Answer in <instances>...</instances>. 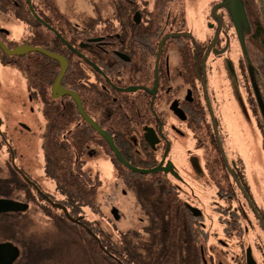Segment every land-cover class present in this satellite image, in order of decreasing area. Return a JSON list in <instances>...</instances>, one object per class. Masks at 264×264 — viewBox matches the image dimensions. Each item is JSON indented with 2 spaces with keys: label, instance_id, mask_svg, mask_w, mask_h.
Masks as SVG:
<instances>
[{
  "label": "flooded vegetation",
  "instance_id": "flooded-vegetation-1",
  "mask_svg": "<svg viewBox=\"0 0 264 264\" xmlns=\"http://www.w3.org/2000/svg\"><path fill=\"white\" fill-rule=\"evenodd\" d=\"M235 1L0 0V149L10 178L24 183L8 198L23 203L12 212L22 234L34 224L46 233L38 262L56 264L58 252H49L60 244L81 252L83 264H105L101 255L123 264L129 252L134 264H193L196 256V264H264V190L249 179L264 167L230 156L214 90L239 27L243 47L231 66L264 129L246 0L240 24ZM20 47L64 61L61 91H52L61 61L11 54ZM13 82L23 93L12 94ZM26 97L45 121L42 157L16 164L11 121L29 129L12 106ZM140 184L151 186L148 206ZM204 190L220 201L202 208ZM130 196L139 213L122 231L117 202Z\"/></svg>",
  "mask_w": 264,
  "mask_h": 264
},
{
  "label": "rangeland",
  "instance_id": "rangeland-1",
  "mask_svg": "<svg viewBox=\"0 0 264 264\" xmlns=\"http://www.w3.org/2000/svg\"><path fill=\"white\" fill-rule=\"evenodd\" d=\"M200 1H203L204 4H206L207 2H215L216 0ZM235 2L236 6L239 8V14H236L238 17L237 23L243 22L244 16L241 12L242 3L240 0H236ZM245 25L247 26V24ZM236 35L238 40L234 41L231 56H228L226 64L220 67L219 72L216 74L217 81L214 80L216 82L214 90L216 92L217 105L218 108L220 107V109L223 110V112L220 110L218 118L219 120L223 118L222 125L226 130L227 149L230 156L233 158L236 156L241 157L249 168H254L255 166L264 167V149L262 146L261 131L241 86V81L238 75L239 70H236L231 66V63H237L243 47L242 31L239 27L237 28ZM15 89L17 91H15ZM15 93H23L19 82H13L12 94ZM18 110H20L21 113ZM12 112V118L20 115L19 120L29 129L23 130L18 128L17 124L11 121L9 133L17 153L15 163L21 164L20 161L21 159L23 160L24 157H26L27 161L31 160L32 162H37V157L39 156L40 159L42 157L40 152V143L45 126L44 118L39 113L36 102H32L28 99V97H26L25 101H23V105L21 107L12 106ZM7 157L8 155L4 154V150L0 149V180L10 178V175L7 173V169H9L8 165H5V158ZM38 175H41V172H38ZM35 177L39 178L36 175ZM249 179L254 181L256 180V183L254 182L252 184V188L262 187L264 190V171L262 174L257 172L255 175H250ZM202 193V195L200 192L196 194L200 198V202L198 204L201 207L210 206L211 204H214V202L220 201L214 195L212 190H204ZM133 201L134 199L130 196L129 198H123L117 202V207L126 215V218L123 219L119 225V229L122 231L129 230L132 226V221L136 219L135 215L139 213L138 208L134 206L131 210V206L134 203ZM5 215L6 214L2 216L3 225L0 239H2L3 236L6 238H14L13 242H9L15 244L22 252L20 259H18L14 264H30L28 259L32 261L31 264H41L38 262L40 256L43 255L41 247L44 246V241L41 238V235H46V233L43 231L39 232V229H37L34 224L35 228H31L27 233L22 234L19 232L17 233V238H15V233L19 230V228H21V226H23L21 218L20 216L14 218L15 216H12L11 214H8L11 216L4 217ZM128 220L131 222H127ZM51 248L52 251L49 252V254H52L54 251L58 252L56 264H63L64 261H70L73 263L74 260L78 264H83V257L79 258L80 255L78 256L81 252H62L60 244H53Z\"/></svg>",
  "mask_w": 264,
  "mask_h": 264
},
{
  "label": "trees",
  "instance_id": "trees-1",
  "mask_svg": "<svg viewBox=\"0 0 264 264\" xmlns=\"http://www.w3.org/2000/svg\"><path fill=\"white\" fill-rule=\"evenodd\" d=\"M245 6H246V12L245 13L247 14L248 18L250 19L251 29H252V34L249 37L250 42H251V47L249 46V53L253 57L254 63L256 65L257 69L259 70V74H261L262 83L264 85V0H260L259 2H257L256 0H246ZM260 7H262V9ZM29 71H30V73H31V71H33V73L31 75H34V70L29 69ZM259 120L261 122L262 118L258 117V121ZM258 124H259L260 130L262 129L261 133H262V137H263V149H264V129H263V127H261L260 123H258ZM126 183H129V186H132V187L137 186V185L133 186V183L134 184L136 183L133 181H129V182L126 181ZM22 184H24L23 181H21V179H19V178H16L15 176H13L12 178L6 179V180H0V198L16 199L18 191L22 188L21 187ZM139 193L141 195L140 196L141 199L144 200L143 204L145 206H148L150 204V202H152V200H153V198H152L153 193H151V186L150 185L143 186L142 184H140ZM156 195H157V193H156ZM167 205H169V204H167ZM8 214L12 215V213H8ZM8 214H6L4 217L11 216ZM174 214H175V211H172L170 214V215H172V218H170L171 220H174V218H173ZM2 216H1L0 235L2 234L1 229H2V225H3ZM12 216H15L14 218L18 217L14 213ZM14 218H13V220H14ZM19 232L22 233L21 228H19V230H17V232L15 233L16 234L15 238H17V233H19ZM13 240H14V238H6L3 236V238L0 239V242H5V241H12L13 242ZM108 240H109V238H108ZM108 246H109L108 247L109 253L117 254L115 252V250H113L114 248H117V246L112 245L110 243V240L108 241ZM98 254L101 255V252L98 251ZM101 256L102 257H100V258L102 259V261L105 264H118L116 261H113L108 256H105V255H101ZM196 259H198L197 256L194 257V259L192 260L193 264H196V263H194V261ZM123 264H134L132 253L129 252L128 257L123 259Z\"/></svg>",
  "mask_w": 264,
  "mask_h": 264
},
{
  "label": "water",
  "instance_id": "water-1",
  "mask_svg": "<svg viewBox=\"0 0 264 264\" xmlns=\"http://www.w3.org/2000/svg\"><path fill=\"white\" fill-rule=\"evenodd\" d=\"M30 52L43 53L44 55H46L48 57H51V58H54L56 60L61 61V63H62L61 73H60L57 81L55 82V84L52 87V91L55 94L57 92L61 91L62 90L61 80H62L64 73H65V70H66V64L64 63V61L61 58L54 56V55H51V54H49V53H47L41 49L31 48V47L17 48L14 51H11V54L22 56V55H25V54L30 53ZM63 93H61V94H63ZM69 94H71V93H69ZM71 95L76 97V95H74L73 93ZM77 100H78V98H77ZM78 102H79V100H78ZM79 105H80V103H79ZM81 109H82V107H81ZM261 111L264 114V108L263 107H261ZM22 208H23V203H21L19 201L0 198V217L3 214H8V213H12V212H19L22 210ZM19 257H20V249L15 244H13L12 242H0V264H14L19 259ZM248 262L250 263V258H248Z\"/></svg>",
  "mask_w": 264,
  "mask_h": 264
}]
</instances>
